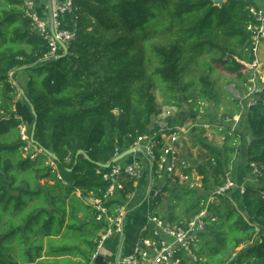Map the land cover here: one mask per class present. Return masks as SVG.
Returning <instances> with one entry per match:
<instances>
[{"label": "trees", "instance_id": "trees-1", "mask_svg": "<svg viewBox=\"0 0 264 264\" xmlns=\"http://www.w3.org/2000/svg\"><path fill=\"white\" fill-rule=\"evenodd\" d=\"M215 1L74 0L66 24L76 23L77 36L68 54L55 59L47 57L48 43L33 30L23 0H0V109L10 114L0 122V264H90L108 227L106 216H115L123 206L130 210L137 191L132 181L125 183L104 204L107 215L99 221L95 205L86 203L103 199L108 188L98 171H109L106 165L118 153L152 132L159 106L177 109L166 119L173 128L192 116L193 122L208 117L200 115L199 102L217 99L210 74L204 72L196 92L188 91L187 67L214 53L211 63L203 60L200 65L209 71L212 64L221 65L248 83L251 73L243 63L255 60L251 3L223 0L219 6ZM18 59L31 63L12 78L1 72ZM20 75L26 77L24 85ZM17 86L25 92L20 102L37 114L34 146L39 153L34 159L24 152L14 109ZM236 102L238 112L227 116L242 114L239 128L232 135L226 129L219 132L225 139L221 146L203 136V124L190 128L181 140L179 167L190 180L193 173L200 176L202 188L190 190L188 184L177 183L171 191L166 185L151 203V215L181 223L205 209L209 195L224 185L229 172L245 184L243 195L236 190L217 196L194 248L198 261L184 259L182 264H200L203 258L204 264H227L235 253L237 264H264V101L251 108H243L240 98ZM194 147L203 159L193 164ZM242 148L245 165L234 178L232 164ZM252 164L260 171L257 180ZM243 174L254 183L244 182ZM170 191L177 193L174 199L182 201L188 218L178 219L170 209L163 212Z\"/></svg>", "mask_w": 264, "mask_h": 264}, {"label": "built area", "instance_id": "built-area-1", "mask_svg": "<svg viewBox=\"0 0 264 264\" xmlns=\"http://www.w3.org/2000/svg\"><path fill=\"white\" fill-rule=\"evenodd\" d=\"M45 1L47 5L44 7L40 3L41 0H23V8L31 21L33 30L48 43L50 50L47 57L57 59L64 54V46L69 49L71 42L77 36L76 23L71 21L70 27H67L66 24L67 18L73 14L74 0ZM249 11L256 20L255 24L249 27L252 31L255 60L249 64L243 63L246 71L251 73L247 91L242 97L240 95L238 97L243 108L244 104L251 108L259 100L264 101V61L259 58V48L264 45V7L250 6ZM176 112V108H166L163 114L161 113L162 115L160 114L153 120L152 132L137 138L134 146L130 148L134 149L132 154L112 163L108 168L109 171H98V174H101L103 180L108 183L104 198L94 200L92 203L99 213V221L107 215L104 204L112 199L118 191L123 190L128 181H132L137 190L142 188V183H147L149 186L147 201H150V206L152 201L163 193L166 185L186 183L190 190L202 188V178L196 173H193L191 180L185 174L179 173L182 148L180 141L185 138L188 130L182 126L167 127L166 119L174 116ZM200 115H203L201 111ZM241 116L242 114L224 117L221 124L214 126L213 130L221 138V142L225 139L224 135L219 132L226 129L230 135L234 134L239 128ZM7 119H10V114L0 109V122ZM20 121L19 130L22 141L25 143V156L34 159L39 152L28 134V127L22 119ZM155 126L159 127V130L155 129ZM203 128L210 129L207 125ZM120 155L118 153L116 157ZM252 167L254 168V178L257 180L260 171L255 164H252ZM236 190H239L243 195L246 192V186L233 180L231 172H229L224 185L209 195L205 202V209L192 219L175 223L153 216L149 212L147 223L133 252L123 256L119 264H182L184 259L196 263L198 257L194 248L205 232L210 205L217 202V196H229ZM127 214L128 207L123 206L117 210L115 216H106L108 227L100 235L97 250L94 252L90 264H96L100 258V251L111 236L124 235V222ZM211 220L215 222L217 219L213 217ZM236 255V253L233 254L227 264H237Z\"/></svg>", "mask_w": 264, "mask_h": 264}, {"label": "rangeland", "instance_id": "rangeland-1", "mask_svg": "<svg viewBox=\"0 0 264 264\" xmlns=\"http://www.w3.org/2000/svg\"><path fill=\"white\" fill-rule=\"evenodd\" d=\"M251 3V6L254 7H264V0H249ZM42 6H46V1L41 0L40 2ZM215 56L214 53H208L206 54L201 60H199L196 64L191 65L190 67H187V73L191 74V76H186L185 77V84H189L191 87L188 89L189 92H196V90L199 88L200 83H199V74L200 73H205L210 74V79L213 82V94L217 96V99L215 100H206V101H201L199 102V107L200 111L203 113V115L206 114L208 117L202 118L198 117L196 122H193L192 118H189L188 121H186L182 127H184L186 130H190L193 126H199L202 125L205 126L207 125L210 129H204L203 136L207 137L211 143L215 144L216 146H221V138L216 134V132L213 130L215 125L221 124L224 120V114L231 115L236 112H238V104L236 102V98L239 97V92L242 93V95L247 91L250 83H243L239 82L235 76L231 75L230 73H227L226 70L221 65L217 64H212L213 70L209 71V67L207 65H200V63L205 60L208 63L212 62L211 56ZM13 62H11L12 64ZM1 72H4L6 75H8L10 78L13 77L12 71H8L7 68L4 70H1ZM0 85L2 83L0 82ZM155 95L157 98L158 105L162 103V97L159 92V90L155 91ZM20 94L17 95L16 100L19 98ZM198 97V96H197ZM199 98V97H198ZM200 100V99H199ZM186 110L188 109L187 106H183ZM160 112L163 114V111L166 109V107L159 106L158 108ZM160 113V114H161ZM161 114V115H162ZM202 115V116H203ZM250 138V137H249ZM248 138V139H249ZM183 139V138H182ZM181 139V140H182ZM181 142V141H180ZM244 148H242L240 154L238 155L237 159L235 160L234 164H232V176H237V171L239 170L240 165H243L241 168H244L245 164H242V162L245 160L243 158L244 156ZM193 153L191 155L190 161L194 164L195 162L197 163L198 161H202L203 155H200V148L194 147ZM187 166V163H186ZM147 173V171H145ZM242 172V171H241ZM179 173H182V168L179 170ZM245 173V172H244ZM244 182H251L254 183L253 178L247 174L244 175ZM235 178V177H234ZM148 185L147 183H142V188L144 189L140 199H138L140 202L144 200L145 202L147 201V195H146V189ZM176 186L173 184L169 185V188L171 191H174L173 189ZM166 192L164 200H163V206H164V213L167 212L168 209L171 211L173 210L174 212V217H178V219H184L188 218V215L186 214V211L182 210V201H176L174 198L177 193L174 192ZM139 194V191L134 194L131 198V201L136 198V196ZM131 203V202H130ZM162 206V208H163ZM176 207V208H175ZM175 208V209H174ZM131 213L129 214V216ZM134 229V226L130 227V230ZM130 230L127 232L130 233ZM127 233V239L131 240V236L129 237ZM97 250V246L94 251ZM200 250V249H199ZM212 247L208 251H211ZM105 248L103 247L102 250L100 251V255L104 254ZM208 257V256H207ZM206 257V258H207ZM205 258H203V262H200V264H204Z\"/></svg>", "mask_w": 264, "mask_h": 264}, {"label": "crops", "instance_id": "crops-1", "mask_svg": "<svg viewBox=\"0 0 264 264\" xmlns=\"http://www.w3.org/2000/svg\"><path fill=\"white\" fill-rule=\"evenodd\" d=\"M259 58H260V60L264 61V45H261L259 48ZM30 63L31 62H26V61H23L22 59L21 60L18 59V60H16V62L9 64L8 66L4 67V69H2V70L5 71V69L7 68V70L9 72L12 71V74L14 75L16 70L21 69L23 67H26ZM17 76H19V75H17ZM18 80H19V83H21L22 85H24L26 83V77L25 76L19 77ZM21 96L22 95H20L19 98L15 101L16 105H15L14 109L18 112L19 118L22 119V121H24V123L28 127L33 123L34 116H33L32 109L23 105L20 102L22 100ZM148 190H149V186L146 189V195L148 193ZM138 191H139V194L136 196V198H134L131 201V203L129 205V207H132V208H130V210H128V214H127L126 220L124 222L125 223L124 235H113L106 241V243L104 245L105 252H104V254L100 255V258L101 257L103 258L104 264H119L120 259L123 256L128 255V254L133 252L134 247L136 245V242H137L138 238L140 237V235L142 234V230L147 223V216L150 212L151 206H150V201L145 202L144 200H142L140 202L138 200V199H140L144 189L143 188L138 189L136 191V193ZM77 196L79 198H82L81 192L78 191ZM93 201H94L93 198H89V199H87L86 203L89 202L92 204ZM130 213H131V215L129 216ZM131 226H134V229L130 230ZM128 230H130V233L127 232ZM127 233L130 234L128 236L129 237L131 236L130 237L131 240L127 239L128 238Z\"/></svg>", "mask_w": 264, "mask_h": 264}, {"label": "water", "instance_id": "water-1", "mask_svg": "<svg viewBox=\"0 0 264 264\" xmlns=\"http://www.w3.org/2000/svg\"><path fill=\"white\" fill-rule=\"evenodd\" d=\"M223 2H224L223 0H217V1H215V4H216V5H219V6H222ZM68 52H69L68 48H66V47L64 46V54L61 55V56H59L57 59H59V58H61V57H63V56H66V55L68 54ZM17 88H18L19 92L21 93V95L24 96V95H25L24 90H23L21 87H19V86H17ZM31 109H32V112H33V115H34V118H35V122H34V124H33V126H32L31 140H32V142L35 144V130H36V123H37V114H36V110H35L33 107H31ZM248 140H249V142H250V138H249ZM138 151L140 152V149H138ZM133 152H134V149H129V150L125 151V152L122 153L119 157L114 158L113 161H112L111 163L107 164V165H106V168L111 167L112 163H115V162H117V161L123 159L124 157H127L128 155L132 154ZM80 153H82V152H79V154H80ZM48 154H49L50 156H52V158L57 159V157H56L54 154H52V153H48ZM87 158L89 159L88 156H87ZM85 222H86V221H82V220H80V221H79V224L82 225V224H84ZM96 264H104V262H103V258H102V257L99 258V259L96 261Z\"/></svg>", "mask_w": 264, "mask_h": 264}]
</instances>
